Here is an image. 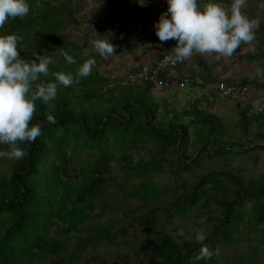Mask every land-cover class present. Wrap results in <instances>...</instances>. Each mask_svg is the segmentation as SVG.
<instances>
[{
  "label": "trees",
  "instance_id": "trees-1",
  "mask_svg": "<svg viewBox=\"0 0 264 264\" xmlns=\"http://www.w3.org/2000/svg\"><path fill=\"white\" fill-rule=\"evenodd\" d=\"M28 2L30 12L9 18L0 34L22 36L18 47L25 59L39 52L53 57L52 72L75 73L87 59L82 51L89 44L68 40L65 30L76 13L72 0ZM101 3L102 10L113 7ZM258 11L244 12L256 21L257 46L264 44V18ZM89 13L97 16L99 10ZM64 51L76 63L69 64ZM260 56L264 51L247 58ZM100 74V67L93 66L89 76L73 84L85 91L74 104L67 99L71 88L63 85L58 105L52 102L47 110L39 103L32 123L43 122L42 134L21 144L27 152L23 158H0V264H264L257 245L264 246V177L245 181L230 172L229 162L203 171L211 163L207 159L225 151L247 155L264 151V145L231 150L240 143L223 139L227 130L216 115L195 108L188 123L179 122L166 101L161 106L154 101L149 85L118 81L109 86V76ZM54 79L51 73L41 74L42 81ZM243 110L240 135L234 137H247L253 121ZM48 113L55 115V124L47 122ZM254 121L263 127L255 139L264 142V118ZM78 156L84 157L82 163ZM126 199L135 206L125 204ZM111 213L148 225L141 237L118 240L126 233L119 227L123 218ZM185 214L188 222L181 226L178 218ZM198 228L205 230L203 243L215 253L211 259L198 258L202 242L193 231Z\"/></svg>",
  "mask_w": 264,
  "mask_h": 264
},
{
  "label": "clouds",
  "instance_id": "clouds-1",
  "mask_svg": "<svg viewBox=\"0 0 264 264\" xmlns=\"http://www.w3.org/2000/svg\"><path fill=\"white\" fill-rule=\"evenodd\" d=\"M140 2L144 3V0ZM166 2L167 9L160 13L153 27L160 41H176L171 52L177 62H184L194 53H215L220 57H231L242 43L253 46L256 40V21L241 11L244 0H232L230 10L217 0H208L202 8L198 0ZM29 12L28 0H0V28L4 27L9 18L24 17ZM22 39V36L15 33L0 34V145H8L7 149H0V158L21 159L27 155L21 144L35 142L42 134L43 122L32 123L36 102L50 105L57 98L60 85L68 87L79 83L80 79L92 73L96 64V58L92 56L75 73L52 72L49 67L54 62L52 56L35 52L32 56L35 58L25 59L21 55L18 42ZM91 43L96 52L105 58L114 54L116 45L111 40L96 35ZM63 55L69 64L76 63L68 51H64ZM50 73L55 77L54 80H41V74L48 76ZM254 75L264 79V68L257 66ZM110 78L113 76L110 75ZM233 84L241 85L238 82ZM149 86L154 91V97H157L156 93L166 91L154 90ZM46 120L51 124L57 122L52 113L47 114ZM193 231L196 240L202 242L198 258L211 259L215 253L208 244L203 243L206 240L205 230L198 228Z\"/></svg>",
  "mask_w": 264,
  "mask_h": 264
},
{
  "label": "crops",
  "instance_id": "crops-1",
  "mask_svg": "<svg viewBox=\"0 0 264 264\" xmlns=\"http://www.w3.org/2000/svg\"><path fill=\"white\" fill-rule=\"evenodd\" d=\"M101 2H107L106 6L111 4L113 7H111V10H102V3L100 6L99 0L88 5V11L92 10L94 12L98 9L99 14L97 16L93 14L94 20H88L89 24L85 28V42L89 45L82 51V54L88 56L89 53L85 55L86 50L94 52L96 58L94 66L100 67V75L105 76L103 74H107L109 78L110 75L113 76L112 79L110 78L109 86L119 83L118 81L128 83L125 81L127 72L136 70L143 64L153 63L158 56L157 49L162 41L157 37L153 23L159 19L160 13L166 10L164 7L165 0H144V3H141L140 0H123V2L117 3L113 0H101ZM207 2L208 0H198L201 8ZM96 35L111 40L116 45L113 55L105 58L96 52L91 43ZM221 61H226V57L217 56L215 53H194L177 67L174 75L188 77L191 82L190 86L181 87L175 82L171 89L166 90L164 95L158 98L166 101L169 108L178 113L179 122L188 123L191 118L190 112L195 108L203 110L199 104H203L204 101L206 106H210L213 104L214 97L219 101L228 100V98L218 97L212 92L217 81H224L229 85L232 83V79L228 76L225 68H222ZM246 81H248L246 86L249 90L248 96L244 100L250 101L256 93L254 91H256L257 83L252 80ZM139 83L131 86H137ZM149 90H151L149 91L151 97L155 99L153 89L150 88ZM189 91L195 93L194 96L198 97L194 100L191 98L184 99L183 106H178V104H181L183 94ZM252 92H254L253 95ZM247 104H236V108L239 110L242 107L245 109L243 111L247 109L252 115L254 112H250V108L246 107ZM185 112L189 117H180V115H186Z\"/></svg>",
  "mask_w": 264,
  "mask_h": 264
},
{
  "label": "rangeland",
  "instance_id": "rangeland-1",
  "mask_svg": "<svg viewBox=\"0 0 264 264\" xmlns=\"http://www.w3.org/2000/svg\"><path fill=\"white\" fill-rule=\"evenodd\" d=\"M116 2H122L123 0H113ZM72 7L74 8V11L76 12L73 16L74 19V23L72 25L69 26V28L66 31V33L68 34V40L70 41H77L78 43H83L85 41V28L88 26V20L92 21L94 20V18L92 16H94L93 14L89 13V11L87 10L88 5H90V3L94 4L96 3V0H72ZM256 0H244L243 5L241 6V11L242 13L244 12H251L256 10H259L258 12H261L260 14L263 16L264 18V1L259 3L258 5L255 4ZM39 3V1H38ZM98 3V2H97ZM224 8L229 9L231 8V4H232V0L226 4V3H220ZM38 6H40V4H38ZM245 14V13H244ZM261 17V16H260ZM263 18L261 17L260 21H263ZM37 28V27H35ZM33 28V29H35ZM39 38L42 37H38L37 41H39ZM261 49H258V48ZM264 51V44H261L259 46H257V42L253 43V46H247V47H243V48H239L237 49L236 52H234V54L231 57H226V61H221V66L222 68H225V71L227 72L228 76L230 77V79H232V83L234 82H239V81H244V80H252L255 83H257V87H256V92L254 95L252 92V99L249 101H245L244 99H224L223 101H219L216 100V98L214 97V99L212 100V105L210 106H206V103L204 101V103H200L199 106L201 108H203V110H205L206 112L212 113L214 115H216L219 120L221 121V123L224 125V127L226 128V132L227 135L223 138L225 141H228L229 143L231 141H234L235 139L238 140V142L240 143V145H238L237 148H229L231 150L234 151H238L239 149H243L246 150L248 148H251L253 145L256 144H263L264 142L261 139H255V133L258 131H263V127L261 129L257 128L256 122L254 121V118H261L263 116L264 118V79H261L259 77H256L254 75L255 71H256V67L260 66L261 68H264V57L260 56L255 60H249L247 58V55H252L255 56L257 55V53L259 54L260 51ZM254 51V52H252ZM85 53V52H84ZM88 56L86 57L87 59L89 57L94 56V52L93 51H87L86 50V54ZM240 60V62H239ZM79 66L76 67V70ZM139 85L142 88H147L145 86V84L143 82H140ZM72 90V92H69V94H67V99L69 102H73L76 103L77 99L79 98L78 96H80L82 93H84V90H80L77 87H74V85L69 86ZM258 88V90H257ZM150 89V88H149ZM156 90V89H154ZM247 90L248 87H247ZM65 89L62 88V85L59 86V91H58V96L57 98L53 101L54 106L58 105L57 101L59 99V95H63ZM151 91V90H149ZM154 92V91H153ZM165 91L156 93L155 95H157V97H155V101L157 103L160 104L161 106V100L158 97H162V95H164ZM77 94V95H76ZM195 93H192L191 91L186 92L185 94H183L180 103L178 104V106H183L182 104L184 103V99H196L198 96H194ZM98 99V98H96ZM101 99V98H99ZM37 105H39V103H41L44 107H46V109H50L51 104H44L42 101H37L36 102ZM248 103V104H247ZM236 104H247L246 107L250 108V112H254L251 116V113H249V115L253 118V121L251 122V124L249 125V132L247 137H234L233 135H240V131L238 130V120H239V110L236 108ZM185 105V104H184ZM88 107V105H87ZM74 108H77L76 105H74ZM162 112V108L159 109V113ZM39 114V108L36 107V111L34 112V115ZM77 115V113H75ZM75 115V116H76ZM262 115V116H261ZM78 116V115H77ZM234 129H236V131L234 132ZM192 128L189 126V131H191ZM228 143V144H229ZM244 145V146H242ZM218 148L217 145H214L212 147L213 150H216ZM240 156H237L236 153L232 152V151H225L223 152L221 155L217 156V157H213L211 159H207L208 161H210L211 163L207 166H205L204 168V172H207L213 168H218V167H222L224 166L227 162H229V164L231 165L230 168V172H237L238 175H240L241 177L244 178L245 181H254L257 182L258 179H262V176L264 177V151H255L252 152V150L249 151V153L247 155H243L241 153H239ZM258 157V160L255 162L254 157ZM86 157V156H85ZM78 161L79 163H82L84 157L82 156H78ZM125 204L129 205L130 207H134L135 206V202L129 199H126L124 201ZM250 208V204L248 203L245 207V209H249ZM109 217H118L120 219L123 218V214H119V213H111L108 215ZM115 219V218H114ZM176 219V218H175ZM178 220L180 221V225L183 226L188 222V215L185 214L183 215L182 220H180V218H178ZM249 220V217H248ZM174 221V220H173ZM148 225V223L146 222H142L139 221L138 224H131L130 221H128V219L123 218V220L120 222L119 227L124 228L126 233H121L120 236L118 237V240L121 239H128L130 237H134V238H138L141 237V232L142 230H144L146 228V226ZM167 226H169L167 224ZM171 227V226H170ZM116 229V227H115ZM187 230L188 232V228H184V231ZM251 237H254V233H250ZM177 235V234H176ZM178 236V235H177ZM258 247L260 248V251H264V246L260 245V242H257ZM119 250H122V248L118 247ZM107 260L111 261L113 260L112 256H107ZM92 262H89V264H91Z\"/></svg>",
  "mask_w": 264,
  "mask_h": 264
},
{
  "label": "built area",
  "instance_id": "built-area-1",
  "mask_svg": "<svg viewBox=\"0 0 264 264\" xmlns=\"http://www.w3.org/2000/svg\"><path fill=\"white\" fill-rule=\"evenodd\" d=\"M164 7L167 9L168 5L165 0ZM176 41H163L157 49V57L153 64H143L136 70L127 72L125 81L129 84H135L142 81L151 85V87L159 90H167L176 82L181 87L190 86V79L188 77H177L174 75L177 67L183 62H177L174 59V53L171 52ZM178 79V80H176ZM213 91L221 96L227 98L244 99L248 96L246 86L238 84L228 85L224 81H217L214 84Z\"/></svg>",
  "mask_w": 264,
  "mask_h": 264
}]
</instances>
